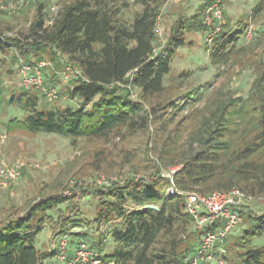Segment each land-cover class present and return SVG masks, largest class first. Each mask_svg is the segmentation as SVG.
Masks as SVG:
<instances>
[{
    "label": "trees",
    "instance_id": "trees-1",
    "mask_svg": "<svg viewBox=\"0 0 264 264\" xmlns=\"http://www.w3.org/2000/svg\"><path fill=\"white\" fill-rule=\"evenodd\" d=\"M48 1L36 5L24 33L8 35L10 29L0 25V52L13 50L31 65L56 55L66 56L82 74V78L72 79L65 91L67 99L75 104L46 109L38 107L35 93L11 94L8 105L21 108L25 115L23 119L11 118L7 131L22 129L72 141L106 143L123 137V130L132 136L148 132L151 123L163 132L173 113L196 98L198 88L171 96L163 81L175 52L186 45L184 34L205 32L201 8L209 0L189 21L180 17L158 51L155 27L160 0H135L142 9L129 24L120 20L118 11L105 0H71L48 19ZM263 10L264 0H258L252 12L258 15ZM248 26L245 19H239L234 28L224 25L214 38L211 63H225L240 52L238 45ZM262 66L259 63L256 67L246 98L221 101L215 97L205 105L191 131L189 151L179 155L183 162L173 177L179 191L210 195L236 188L250 196H264ZM132 87L139 91L137 99L130 95ZM177 131L176 127L173 132ZM195 142L197 147L193 149ZM168 185L163 179H127L98 188L80 187L81 192H90L96 199L92 220L99 235L103 234V226L117 223L111 230L115 246L107 254L101 253V240L90 246L100 252L103 264H190L201 232L195 230L192 218L185 213L184 198L166 194ZM72 198L55 193L34 202L22 215L8 213L0 217V264H49L58 249H37V235L44 224L52 221L57 225L52 229L53 236L66 232L64 226L71 218L65 210L71 211ZM149 205H156L157 210L147 208ZM239 212L244 226L240 233L225 240L226 264H264V244L252 242L264 234V213ZM215 228L207 227L202 233ZM75 236L78 234L68 243L67 253L71 255L77 245Z\"/></svg>",
    "mask_w": 264,
    "mask_h": 264
},
{
    "label": "rangeland",
    "instance_id": "rangeland-1",
    "mask_svg": "<svg viewBox=\"0 0 264 264\" xmlns=\"http://www.w3.org/2000/svg\"><path fill=\"white\" fill-rule=\"evenodd\" d=\"M21 1L20 4L19 0H3L5 5H11L7 10H0L3 13L0 15V25L10 29L8 35L24 33L35 14L36 5L39 2L46 3V0ZM69 1L71 0H49L46 8L48 19L53 18L61 5ZM105 1L118 11L119 19L127 24L132 21L134 14L142 9L135 0ZM216 1L220 3L223 11L224 25L234 28L239 19H245L249 26L255 28V33L250 39L243 36L238 45L241 51L221 64L211 63L209 55L213 42L210 44L206 41V30L184 34L186 45L175 52L170 72L164 76L163 84L169 89L171 96L198 88L197 96L173 113L170 124L163 132L158 130L159 126L151 123L148 132L132 136L123 130V137L119 136L104 143L84 139L72 141L56 134H32L22 129L7 131L6 126L11 118L23 119L25 115L21 108L8 105L7 100L11 94L17 96L22 91L35 93L38 96V107L46 109H62L74 105L75 101L67 99L65 91L75 78L71 76L65 80L63 77L65 65L74 64L69 63L63 55L41 60L47 63L43 69L44 85L56 88L59 93L54 101L46 102L43 91L20 86L22 67L28 63L13 50L0 52V164H22L20 179L9 188L1 190L0 217L8 213L22 215L31 204L55 193H61L68 198L74 197L71 211L65 210L71 218L64 226L66 230L69 228L68 241L73 238V235H69L70 227L78 222L75 219H79V223L85 226V234L75 236L76 242L82 240L89 246H95L93 242L101 240V253L107 254L115 246L111 230L117 223L103 226V234L99 235L101 232L96 231L92 220L96 199L90 192L85 195L80 191V187L98 188L107 184H121L127 179H143L150 182L157 179L167 180V175L177 170L183 162V157L179 155L189 151L191 131L197 126L208 101L215 97H219L221 101L246 98L255 78L256 67L259 63L264 65V10L258 15L252 12L258 0ZM205 2L206 0H160L156 25L161 37L155 40V49L158 51L165 43L170 29L180 17L186 18V22L189 21L188 18L198 12ZM201 10L203 11V8ZM48 24L47 21L46 25ZM138 94L137 88H130L133 99H137ZM176 127L178 131L175 134L173 130ZM196 147L195 142L192 148ZM251 198L247 203L251 212L258 215L264 213V196ZM64 206L65 204L61 209H64ZM246 208L241 210L245 211ZM55 215L56 213H53L54 217ZM56 226L53 221L43 225L37 235V249L52 250L57 236H53L52 229ZM243 226V223L239 224L231 234L240 233ZM252 242L257 246L263 245L264 234L254 237ZM75 246L74 244L73 247ZM68 255L71 253L68 252ZM48 262L62 264L55 256Z\"/></svg>",
    "mask_w": 264,
    "mask_h": 264
},
{
    "label": "built area",
    "instance_id": "built-area-1",
    "mask_svg": "<svg viewBox=\"0 0 264 264\" xmlns=\"http://www.w3.org/2000/svg\"><path fill=\"white\" fill-rule=\"evenodd\" d=\"M19 3L21 4L22 1L19 0ZM10 7L11 5H5L3 0H0V10H7ZM202 14L203 24L206 27V41L211 44L224 25L220 3L216 0H209L203 8ZM254 31L255 28L253 26H248L244 37L250 39ZM155 37L156 40L161 37V32L157 25L155 27ZM46 66L47 63L45 61H39L34 65H24L22 67L20 86L25 89L37 88L43 91L46 102H52L57 98V89L44 85L43 69ZM71 76L82 78L81 71L77 66L66 64L63 77L67 80ZM180 167L167 175L169 185L166 189V194L180 195L184 198L185 213L192 218L195 230L201 232L199 246L193 258L190 259V264H199V262H202V264H226L225 240L241 222L239 211L243 207H247L246 210L251 211V207L247 203L252 199V196L236 188L228 192H213L210 195L179 191L173 177ZM21 171L22 164H0V193L2 189L9 188L20 179ZM149 206L157 208L156 205ZM214 225L216 226L214 231L202 233L205 228L213 227ZM84 227L79 222L76 225L73 224L70 227L69 235L78 234L82 236L85 234ZM68 229L66 232L57 235L56 240L52 244V249H58L57 260L63 264H103L99 252L82 240L77 242L72 255H68Z\"/></svg>",
    "mask_w": 264,
    "mask_h": 264
},
{
    "label": "water",
    "instance_id": "water-1",
    "mask_svg": "<svg viewBox=\"0 0 264 264\" xmlns=\"http://www.w3.org/2000/svg\"><path fill=\"white\" fill-rule=\"evenodd\" d=\"M147 208H151V209L157 210V208L152 207V206H148Z\"/></svg>",
    "mask_w": 264,
    "mask_h": 264
}]
</instances>
